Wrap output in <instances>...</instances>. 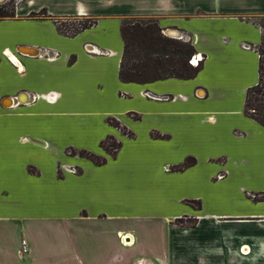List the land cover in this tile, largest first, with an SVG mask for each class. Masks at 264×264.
Instances as JSON below:
<instances>
[{
    "label": "crops",
    "instance_id": "1",
    "mask_svg": "<svg viewBox=\"0 0 264 264\" xmlns=\"http://www.w3.org/2000/svg\"><path fill=\"white\" fill-rule=\"evenodd\" d=\"M29 1L17 4L13 17L0 18V264H264V190L253 199L243 197L239 185L229 199L235 197L232 200L242 206L223 212L207 210L195 188L214 182L210 154L204 156L203 170L195 159L176 168L189 156L167 163L165 155L152 159L131 155L132 163L124 170L118 167L110 176L101 173L127 144L146 145L153 155L155 145L156 154L166 148L179 149L182 141L193 139L191 135L210 142L216 119L210 100L224 92L211 87L207 78L210 74L221 77L232 62L244 65L250 59L257 68L255 47L261 30L252 18L264 15V0H56L63 3L53 9ZM22 5L25 8L20 9ZM41 8L46 16L29 15ZM64 16L95 17L96 23L66 36L57 32L53 20ZM125 16H152L161 29H179L181 39L190 40L203 56L197 74L148 83L120 81V24ZM23 24H47L51 36H30L20 29ZM240 42L248 43L250 49L240 47ZM48 48L62 54L49 59ZM77 76L81 85L101 89L111 80L116 88L147 104V117L126 113L138 126L130 124L128 116L115 114L117 118H109L114 124L104 118L109 126L105 139L110 136L119 142L116 151L102 147L104 138L98 153L73 148L74 153L68 154L66 143L59 142L63 129L70 131L71 122L55 118L54 113L67 112ZM256 81L257 77L244 84L242 95ZM144 89L180 93L182 98L151 100L138 94ZM21 91L32 98L4 104ZM48 91L60 93L59 98L49 102L54 95L45 99ZM117 96L121 98L120 93ZM241 112L251 133L264 136V127L247 117L243 108ZM192 149H198L197 143L188 151L195 155ZM77 150L105 161L96 164ZM64 164L77 171H63ZM137 198L144 199L146 212L141 216L125 211L135 207ZM139 226L144 244L137 234ZM210 235L215 239L211 244ZM98 237L105 243L96 246ZM22 240L26 251L20 254ZM144 249L150 251L147 256L139 254ZM252 252L256 255H249Z\"/></svg>",
    "mask_w": 264,
    "mask_h": 264
},
{
    "label": "rangeland",
    "instance_id": "2",
    "mask_svg": "<svg viewBox=\"0 0 264 264\" xmlns=\"http://www.w3.org/2000/svg\"><path fill=\"white\" fill-rule=\"evenodd\" d=\"M23 1L30 2L29 0H6L2 6L7 9H15V6ZM32 2L35 6L43 4V6L47 7V9L48 7L53 9L59 5L62 6L63 3V1L56 0H32L31 3ZM23 8H25V5H22L20 9ZM57 20L63 30H67V27L72 29L70 26H78L80 23H83L88 19L75 16H64L57 18ZM252 20L263 26L262 31L264 34V16H256L253 17ZM20 29L25 30V32H27L30 36H51V30L47 24H23V27ZM74 43L75 45L78 44L77 42H72V45H74ZM239 45L242 47V42H240ZM242 48L250 49L244 47ZM60 53L62 54V52L54 48H48L47 51H45V55H53L52 60L56 59ZM226 69L228 71L221 77L210 74V78H207V80L210 81L211 87H221L224 92L222 94L216 93L215 98L210 100L211 109L213 110L216 118L214 122L215 124L213 125L215 130L211 131L212 136L210 137V142L203 139L201 135H197L198 137L196 138H194V135H191L190 137L193 139L185 140V142L182 141L184 144L181 145L179 149L171 150L166 148L165 151L163 150L161 153L156 154L157 146L155 145V147H153V155L151 153L152 151H149L148 148H146V145L139 144L137 146L130 147V145L127 144L125 148H123L119 157L116 160L109 161L108 164L101 169V173L103 175L110 176L118 167H123L124 170L126 165L132 163L130 161L131 155L147 156V158L151 159L155 157L161 158L162 155H165L163 157V161H166L167 163L170 159H176L177 156L179 158L181 157L179 162H181L184 157L189 156V160L185 163L188 164L190 159H195L196 162H198V169L203 170V166L207 163L204 156L210 154V176L214 177V182L212 181L208 184H200L195 188L196 193L202 195L204 198L203 200L206 201L205 205L207 210L212 212H223L229 209H234L238 205L242 206L232 200L235 197L229 199V195L231 193H236V187H239V185L243 186L241 188V191H244L243 197L247 194L253 199L260 198L256 196V193L262 189L264 190V136L252 134L249 122L243 118L241 108H243L244 105V95H242L240 89L244 84L257 77V68H255V63L252 64L251 60L248 59V62L244 65L241 63L238 65L237 63L232 62V64L227 66ZM78 77L79 76H77V82L75 79L74 89L72 88L71 93L69 94L70 107H67V112L54 113V115L58 116L55 118L66 119L65 122H71V125L69 126L70 131H64V127H62L63 132L59 136V142H64L67 145L66 153H74V149L79 148L88 149L92 152L98 153L100 147L99 141L103 138L105 139V135L109 132V126L103 123L104 118L109 119L112 116L117 118L115 114L127 117V112H131L132 114L138 113L141 118L144 116L147 117V104L139 101L136 97H133L130 93L123 91L121 88H116L115 83L111 80H109L101 89L97 88V86L89 85L88 87H85L81 85L82 83ZM145 90L146 89L141 90L138 94L144 98L156 100L146 97L143 94ZM150 92L168 95L170 97V99L168 98L158 101H174L176 98H182V94H175V92L171 91L156 93L150 90ZM118 93L121 94V98L117 96ZM124 93H126V97L124 96ZM52 95L54 96L53 98H50L51 101L49 102L56 101L59 98L60 93L48 91L46 95H44V98L48 99V96ZM35 109L36 111H40V108ZM42 109L45 111L47 110L44 107ZM132 120L133 119H131V117L127 119L130 124L138 126V124H135ZM110 122L114 124V121L110 120ZM140 126H142V124H140ZM56 127L58 128L59 126ZM115 142L116 141L113 140V138L111 139L107 137L103 140L101 145L103 148L111 151ZM194 143L195 145L196 143L198 145V149L191 150L195 152V155L188 152ZM78 151L79 150H77V152ZM64 165L72 167L70 165ZM62 166L63 165H61L60 168L63 170ZM74 168L77 171L76 167ZM216 168H220L217 170L220 171L217 172ZM215 172L217 173L213 174ZM226 174L227 177L225 180L223 179V181H220V179L224 178ZM0 175H2L1 172ZM150 205L153 206L152 203ZM134 206L135 207H131L125 211L137 213L140 216L145 214L146 210L144 199L137 198ZM195 206L197 205L195 204ZM105 227L106 226L101 227V229H104ZM137 234L140 237V244H144V231L141 226L137 228ZM202 240H204V238ZM209 241L210 244L215 241L213 236L210 235ZM89 242L90 240L88 239V243ZM100 243H105L103 237H98L96 239V246ZM95 244L91 243L90 245ZM20 250L21 247L19 249V253ZM143 252L139 251V254L146 253L145 255L147 256L150 251L144 249ZM249 255L255 256L256 253L252 252ZM252 259H254V257Z\"/></svg>",
    "mask_w": 264,
    "mask_h": 264
},
{
    "label": "trees",
    "instance_id": "3",
    "mask_svg": "<svg viewBox=\"0 0 264 264\" xmlns=\"http://www.w3.org/2000/svg\"><path fill=\"white\" fill-rule=\"evenodd\" d=\"M3 4H0V18L13 17L14 8L7 9L2 6ZM29 15L46 16V9L41 8L38 12H30ZM80 18L88 20L78 26H70L72 29L67 27L69 31L63 30L57 18L53 20L58 33L74 36L96 23L95 17ZM257 24L261 30V40L255 47L258 53L257 81L246 89L243 113L264 127V34L263 26ZM120 34L123 48L118 78L122 82L148 83L171 77L187 79L194 77L201 68V62L196 66L189 63L191 56L196 53L191 41L163 34L156 17L125 16L121 20ZM108 122L111 123L110 119ZM126 134L129 135L130 132L127 131ZM108 138L112 139L110 136ZM118 146L119 142L116 141L109 152L116 151ZM78 153L96 164L105 161L104 157H99L86 150H79ZM186 165L182 163L176 168L180 169Z\"/></svg>",
    "mask_w": 264,
    "mask_h": 264
},
{
    "label": "built area",
    "instance_id": "4",
    "mask_svg": "<svg viewBox=\"0 0 264 264\" xmlns=\"http://www.w3.org/2000/svg\"><path fill=\"white\" fill-rule=\"evenodd\" d=\"M242 47L249 48L250 45L248 43H242ZM86 49H87L88 52H92L93 51L92 47H89V48L86 47ZM41 53H42V50H40L36 55H40ZM47 58L52 59L53 55L52 56H47ZM194 59H195V61H193ZM202 59H203V56L200 53H195L189 59V63L192 64L193 66H196ZM143 94L146 97H149V98H152V99H168V98L170 99V97L168 95H158V94H155V93H151L150 91H144ZM62 168H63V170L68 171V172H72V173L76 172L74 167H69V166L63 165ZM25 251H26V249H25V241L22 240L21 241L20 254L24 253Z\"/></svg>",
    "mask_w": 264,
    "mask_h": 264
},
{
    "label": "water",
    "instance_id": "5",
    "mask_svg": "<svg viewBox=\"0 0 264 264\" xmlns=\"http://www.w3.org/2000/svg\"><path fill=\"white\" fill-rule=\"evenodd\" d=\"M5 1L6 0H0V4L4 3ZM176 29H171L172 31H169L170 28H164V29H162V32H163V34H165L167 36H170V37H173V38H182V37H184L182 32L180 30H176ZM180 32H181V34H180ZM170 33H172V34H170ZM24 97L31 99L30 94L26 93L25 91H21V92L17 93L15 100H16V102L17 101L21 102L20 100L22 98H24Z\"/></svg>",
    "mask_w": 264,
    "mask_h": 264
},
{
    "label": "bare ground",
    "instance_id": "6",
    "mask_svg": "<svg viewBox=\"0 0 264 264\" xmlns=\"http://www.w3.org/2000/svg\"><path fill=\"white\" fill-rule=\"evenodd\" d=\"M168 28H170L169 31H172L171 29H176V28H171V27H168ZM176 30H179V29H176ZM170 34H172V33H170ZM180 34H181V32H180ZM30 52H34V50H30ZM34 53H36V51H35ZM193 61H195V59H194ZM31 98H32V97H31ZM28 99H29V98H25V97H24V98H22L20 101H21V102H26V101H28ZM15 103H16L15 97H8L7 100L4 101V104H5L6 106H11V105H14Z\"/></svg>",
    "mask_w": 264,
    "mask_h": 264
}]
</instances>
